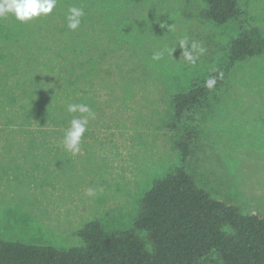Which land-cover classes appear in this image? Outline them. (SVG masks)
Here are the masks:
<instances>
[{"label":"rangeland","instance_id":"rangeland-1","mask_svg":"<svg viewBox=\"0 0 264 264\" xmlns=\"http://www.w3.org/2000/svg\"><path fill=\"white\" fill-rule=\"evenodd\" d=\"M70 6L85 11L74 31ZM239 6L223 25L201 16L202 0H57L28 22L0 18V238L67 250L92 220L131 229L143 194L180 165L183 138L201 189L264 213V52L226 68L243 28L264 36V0ZM185 37L205 49L195 64L179 47L171 53ZM193 87L206 97L176 118L172 96ZM70 103L95 113L76 155L62 144L80 115ZM204 264L221 263L210 255Z\"/></svg>","mask_w":264,"mask_h":264},{"label":"trees","instance_id":"trees-1","mask_svg":"<svg viewBox=\"0 0 264 264\" xmlns=\"http://www.w3.org/2000/svg\"><path fill=\"white\" fill-rule=\"evenodd\" d=\"M201 16L223 25L240 14L239 0H202ZM258 27L243 28L229 46L226 68L261 55ZM206 97L193 87L171 98L176 118ZM180 165L153 181L143 194L131 229L111 233L92 220L78 231L82 245L67 250L0 238V264H204L215 255L221 264H264V213H243L213 198L187 170L189 142L176 143ZM137 232L145 235V242Z\"/></svg>","mask_w":264,"mask_h":264},{"label":"clouds","instance_id":"clouds-1","mask_svg":"<svg viewBox=\"0 0 264 264\" xmlns=\"http://www.w3.org/2000/svg\"><path fill=\"white\" fill-rule=\"evenodd\" d=\"M57 6V0H0V18L6 17L9 14L19 22H28L33 18L46 16L52 13ZM85 16V11L82 7L70 6L67 10V27L70 30H76L81 25V19ZM179 47L183 59L189 64H195L199 55L205 51L203 47L195 42H189L187 37L179 40L176 47L171 49V53ZM196 53V54H194ZM163 57V52L154 51L151 59L159 61ZM222 73L218 76L222 78ZM217 83L216 76H209L204 81V86L212 90ZM66 111L69 114L79 113L80 115L70 120V127L65 131L62 144L64 148L73 155L81 151V139L87 131L89 119L95 117V113L87 104L70 103L67 105ZM91 190L89 195H91Z\"/></svg>","mask_w":264,"mask_h":264}]
</instances>
